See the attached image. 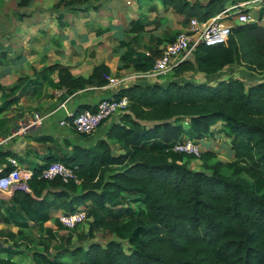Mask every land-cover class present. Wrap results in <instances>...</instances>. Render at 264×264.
<instances>
[{"label":"trees","instance_id":"trees-1","mask_svg":"<svg viewBox=\"0 0 264 264\" xmlns=\"http://www.w3.org/2000/svg\"><path fill=\"white\" fill-rule=\"evenodd\" d=\"M32 1L20 0L18 5L27 7ZM162 1L189 20H208L229 3L244 0ZM136 25L132 29L139 31ZM160 53L142 54L135 68L151 69ZM192 56L174 66V77L165 82L121 87L116 97H126L129 105L111 122L107 138L88 147L65 141L72 151L52 158L75 168L80 183L40 178L45 165H37L27 181L30 191L14 190L12 206L0 201V210L5 207L22 227L33 222L42 228L53 210L73 213L86 205L88 236L102 228L119 238L74 245L70 234L61 237L64 243L51 254L49 242L58 240L57 234L44 228L50 241L42 240L43 250L33 252L36 264H264V79L248 84L216 75L229 65L264 73V25H235L227 42L200 43ZM47 69L58 70L55 86L65 88L66 96L88 85L103 86L111 75L105 63L88 77L75 76L58 63ZM188 71L208 78L183 77ZM29 84L28 76L10 87L0 84L7 97L0 112L19 101ZM7 122L0 120V131ZM218 132L230 139L232 161L216 159L214 149L200 157L173 149L186 139L214 138ZM9 156L16 155L0 149V164L6 163L0 175L12 167ZM196 158L204 169L190 166ZM61 226L59 230L72 231L79 224ZM122 240L130 243L129 249ZM0 264L17 263L0 258Z\"/></svg>","mask_w":264,"mask_h":264},{"label":"crops","instance_id":"crops-1","mask_svg":"<svg viewBox=\"0 0 264 264\" xmlns=\"http://www.w3.org/2000/svg\"><path fill=\"white\" fill-rule=\"evenodd\" d=\"M60 1L33 0L30 6L20 7V0H0V84L10 87L22 76L30 79L19 101L0 112V118L8 120L0 131V149L12 151L16 156H9L8 161L15 158L30 173L37 165L46 167L54 161L53 155L71 152L72 146L65 141L88 147L107 138L112 118L91 135H82L61 122L70 120L71 113L94 109L102 99L116 97L121 87L141 83L88 85L66 96L65 88L55 86L58 70L48 67L58 63L73 75L85 77L101 63L110 67L114 77L143 71L135 68L136 60L142 54L162 52L189 24L188 18L162 0H63L58 7ZM55 22L62 24L55 27ZM134 24L139 31L132 29ZM243 70L245 66L229 65L216 75ZM156 81L159 79L149 82ZM0 166L6 167V163ZM12 195L13 191H0L5 207L12 206ZM5 207L0 210V258L36 264L32 257L36 249L27 247L32 246L28 230L36 231L41 241H50L44 228L57 232L62 211L53 210L43 228L33 222L22 227Z\"/></svg>","mask_w":264,"mask_h":264},{"label":"built area","instance_id":"built-area-1","mask_svg":"<svg viewBox=\"0 0 264 264\" xmlns=\"http://www.w3.org/2000/svg\"><path fill=\"white\" fill-rule=\"evenodd\" d=\"M263 7L264 0H244L228 5L208 20L191 17L188 27L180 31L172 41L165 45L151 69L124 74L120 77L111 75H106V77L111 85H124L131 81L144 82L158 78L169 72L181 60L190 58L200 43L216 45L227 42L234 27L233 22L226 20L229 12H235L236 20L239 24L261 23L264 21V16L261 18L255 17L252 9ZM128 105L129 101L126 97L105 98L94 109H83L78 113H71L69 115L70 120H64L61 123L73 126L82 135H91L105 120L111 118L114 114L119 115L124 113ZM173 149L179 152L194 154L197 157H200L203 152L199 141L193 139H186L176 144ZM9 162L12 167L6 173L0 175V189L7 190L8 192L16 189L30 191L27 181L32 173L23 171L15 158H10ZM3 169L4 166H0V172ZM39 177L49 180L61 178L65 182H81L76 169L59 160L52 161L44 167L40 171ZM86 219L87 210L85 207H80V209L73 213H62L59 215L60 223L67 229L75 228Z\"/></svg>","mask_w":264,"mask_h":264},{"label":"rangeland","instance_id":"rangeland-1","mask_svg":"<svg viewBox=\"0 0 264 264\" xmlns=\"http://www.w3.org/2000/svg\"><path fill=\"white\" fill-rule=\"evenodd\" d=\"M192 1H194V0H192ZM200 1L206 2L207 0H200ZM252 11H253L255 17L261 18L262 16H264V7L259 8V9L255 8V9H252ZM226 20H228L229 22H233L234 26L239 24L236 20V14L234 11H231L228 13V18H226ZM61 24L62 23L55 22V27H59V26H61ZM261 24L264 25V21H262ZM190 58L193 59V56H191ZM150 64H151L150 66H152L153 62H151ZM229 76H235L238 78H242L248 84L264 79V73H258V72L253 73V71L249 70L247 67H245V70H243V72H241V73H240V71L226 72V73L222 74L221 76H219V78H228ZM172 77H174V74H173V71L171 70V71L167 72L166 74L159 76L157 79H159L160 82H165V81L171 79ZM183 77L192 78V79H195L196 81L206 80L205 74H202L200 72L195 73L193 71L185 72L183 74ZM5 98H7V97L3 96L0 92V106L5 101ZM120 116H121V114H119V115L114 114L111 117L112 118L111 121L117 120ZM3 119L4 118H0V120H3ZM220 126H221V124L219 123L217 126H215L214 129L218 130L220 128ZM199 143L201 144V148H202L203 152L206 149H214L217 152V158L216 159H221L223 161H232L234 159V156H233L234 153L231 150L230 139L224 133L218 132V134H216V136H214V138H211V137L207 138L206 137V138L200 140ZM115 147L118 148L117 145H115ZM216 159H213V161ZM190 166H192L195 169H204L203 164H202V160L199 158H196V159H193L192 161H190ZM225 171L227 173L231 172V170L227 169V168L225 169ZM131 205L133 207H137V204H131ZM81 207L86 208V205H83ZM90 221H91V219L87 218V220H85L83 223L79 224V226H77L72 231H67L63 228L61 230L57 229L56 234H57L58 240L54 239V240H51L49 242V244H50L49 253H51V254L55 253L57 250L55 248L56 245L60 246L61 243H64V240H62L61 237L66 238L70 234H72V242L74 245H77L80 243L84 244V243H87L89 241H97V242H101V243H107L108 241L113 240V239L119 240V238L117 236L103 230L102 228H95L93 231L94 236L93 237L88 236L90 233V223H89ZM59 222L60 221L58 219L57 227H62ZM28 231H29L28 233L30 236V238H28L29 239L28 242H30L32 244L31 247H30V245H27L28 249L43 250L44 246H42V245H44V244H42L41 239L37 238V232L34 231L33 229H30ZM81 235H85L84 240L79 239V237ZM122 242H123L124 246L127 249H129L130 243L127 240H122ZM65 260H68V259H65Z\"/></svg>","mask_w":264,"mask_h":264},{"label":"water","instance_id":"water-1","mask_svg":"<svg viewBox=\"0 0 264 264\" xmlns=\"http://www.w3.org/2000/svg\"><path fill=\"white\" fill-rule=\"evenodd\" d=\"M181 61H183V60H181ZM181 61H180V62H181Z\"/></svg>","mask_w":264,"mask_h":264}]
</instances>
